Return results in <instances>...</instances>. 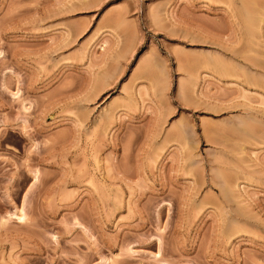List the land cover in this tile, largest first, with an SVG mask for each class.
I'll list each match as a JSON object with an SVG mask.
<instances>
[{
    "label": "rangeland",
    "instance_id": "374dc122",
    "mask_svg": "<svg viewBox=\"0 0 264 264\" xmlns=\"http://www.w3.org/2000/svg\"><path fill=\"white\" fill-rule=\"evenodd\" d=\"M163 262L264 264V0H0V264Z\"/></svg>",
    "mask_w": 264,
    "mask_h": 264
},
{
    "label": "bare ground",
    "instance_id": "6f19581e",
    "mask_svg": "<svg viewBox=\"0 0 264 264\" xmlns=\"http://www.w3.org/2000/svg\"><path fill=\"white\" fill-rule=\"evenodd\" d=\"M244 4H245V3H244ZM246 4H247V3H246ZM246 4H245V7H247V5H248V4H247V5H246ZM242 6H243V5H242ZM249 7H250V6H249ZM253 8H255V7H253ZM243 9H245V8L243 7ZM247 9H248V8H247ZM247 9H246V10H247ZM246 10H244V11H245V14H246ZM248 10H249V9H248ZM251 10H253V9H251ZM244 11H243V10L241 11V12H243V13H242V16H243V14H244ZM247 12H249V11H247ZM255 12H257V11L255 10ZM255 12H254V13H255ZM239 14H240V13H239ZM259 14H262V13H259ZM246 15H247V14H246ZM249 15H250V12H249ZM249 15H248V17L245 18V19H246V20H245V21H246L245 23H247V25H248V27H247L248 30H250V27H251V29H253L252 27H254V25H255L256 23H258V22H256L254 19L252 20L253 17H251V16H253V15L256 16L257 14H253V15H250V16H249ZM257 16H259V15H257ZM257 16H256V18H257ZM241 18H242V17H241ZM256 18H255V19H256ZM243 21H244V16H243ZM262 21H263V18H262ZM255 22H256V23H255ZM253 23H254V24H253ZM258 24H259V23H258ZM243 25H244V22H243ZM247 25H246V26H247ZM244 26H245V25H244ZM260 26H263V25H260ZM256 27H257V25H256ZM256 27H254V28L256 29ZM245 29H246V28H245ZM248 30H247V32H248ZM253 30H254V29H253ZM245 31H246V30H245ZM250 31H251V30H250ZM248 33H249V32H248ZM250 33H251V32H250ZM253 33H257V32H253ZM253 33H252V35H253ZM247 36H248V35H247ZM253 36H254V35H253ZM248 37H249V36H248ZM251 38H253V37H250L249 40H251ZM252 41H253V40H252ZM216 66H217V65H216ZM225 181H226V180H225ZM225 181H224V182H225ZM227 184H228V182H227ZM223 185H224V184H223ZM228 187H229V186H228ZM223 188H224V187H221V190H222V191H223ZM226 188H227V187H226ZM229 192H230V191H229ZM223 193H224V192H223ZM227 194H228V193H227ZM229 194H230V193H229ZM224 195H225V194H224ZM230 195H231V194H230ZM228 197H229V196H227V198H228ZM229 198H230V197H229ZM13 214H15V213H13ZM20 214H21V213H20ZM20 214L17 213V214L14 215V216H15V218H17L18 220H20V221L22 220V221H23L25 217H23V216L20 215ZM162 264H167V263H166V262H163Z\"/></svg>",
    "mask_w": 264,
    "mask_h": 264
}]
</instances>
